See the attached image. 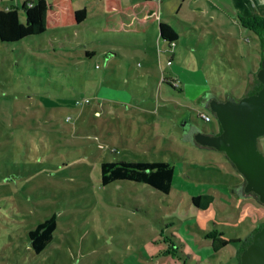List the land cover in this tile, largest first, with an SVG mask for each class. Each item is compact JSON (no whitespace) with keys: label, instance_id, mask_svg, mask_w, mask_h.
<instances>
[{"label":"rangeland","instance_id":"obj_1","mask_svg":"<svg viewBox=\"0 0 264 264\" xmlns=\"http://www.w3.org/2000/svg\"><path fill=\"white\" fill-rule=\"evenodd\" d=\"M260 1L252 18L264 16ZM18 2L0 7L14 4L26 23ZM74 2L88 11L82 25L0 42V264H239L264 205L226 154L195 135L221 128L213 100L262 88L259 36L231 17L185 32L172 20L170 49L156 30L104 33L102 1ZM41 130L43 149L32 133ZM131 160L174 166L171 193L102 185L103 163ZM201 194L215 197L207 210L193 204ZM53 216L54 239L36 254L29 233ZM209 232L244 244L215 251Z\"/></svg>","mask_w":264,"mask_h":264},{"label":"trees","instance_id":"obj_2","mask_svg":"<svg viewBox=\"0 0 264 264\" xmlns=\"http://www.w3.org/2000/svg\"><path fill=\"white\" fill-rule=\"evenodd\" d=\"M22 10L27 19L26 23L21 21L18 7H0V42L15 43L48 31L77 27L85 23L88 18L87 9L77 8L74 0H26ZM103 11L105 23L102 31L104 33L143 36L153 30L160 20L157 0H141L130 6H124L123 0H103ZM241 24L244 28L252 29L264 45V17L241 18ZM159 38L161 43L167 44L171 49L172 45L178 42L179 36L170 24L160 22ZM87 55L91 53L87 52ZM166 81L164 79V82ZM169 85L174 87L172 84ZM32 133L38 136V146L43 149L41 148L43 130ZM101 168L103 186L118 181H131L148 185L161 193L170 194L175 179L174 166L166 162L151 163L132 160L105 162ZM214 200L213 195L201 194L193 197V204L200 209L207 210ZM263 226L264 215L261 214L260 223L255 230L258 231ZM56 229L57 218L53 216L41 222L35 230L29 233L31 247L36 254H41L51 244ZM205 236L212 240V247L215 251H220L232 243L244 244L241 239H226L223 234L209 232Z\"/></svg>","mask_w":264,"mask_h":264},{"label":"water","instance_id":"obj_3","mask_svg":"<svg viewBox=\"0 0 264 264\" xmlns=\"http://www.w3.org/2000/svg\"><path fill=\"white\" fill-rule=\"evenodd\" d=\"M260 91L238 101L213 100L210 110L220 123L219 134L197 133L202 147L224 152L246 181V192L255 193L264 205V153L259 140L264 137V64L258 71ZM239 264H264V226L254 235Z\"/></svg>","mask_w":264,"mask_h":264},{"label":"crops","instance_id":"obj_4","mask_svg":"<svg viewBox=\"0 0 264 264\" xmlns=\"http://www.w3.org/2000/svg\"><path fill=\"white\" fill-rule=\"evenodd\" d=\"M11 1L13 2L14 0ZM15 1H17V5H18L19 0H15ZM101 1L103 3V0ZM139 1L141 0H130L129 2H127V4H125L126 1L123 0V4L124 6H130ZM157 1L159 2L160 20L159 23L155 25L152 31L156 30V33H158L157 38L159 44L161 43L159 38L160 22H166L171 25L172 20H174V22L177 21L176 25L180 27L181 30L184 32H185V27H184L185 23H189V25H195V23H198L201 27L206 25V26H215L217 29H222V27H224L225 24H227V21H229L228 20L229 17L232 18L233 23L235 21V23L237 22L239 25V23L241 24L240 15H243L242 17L244 19L252 18V16L248 14L250 12V9L248 8L252 6L251 8H253L254 10L256 9L260 10L262 5V2L260 0H157ZM252 1L254 5L252 4ZM8 6H14V4H7L6 7ZM256 17H264V16H256ZM171 26L173 27V25ZM235 178H237V181L239 182L238 186L239 187L242 186L243 185L242 183H244L242 177L240 178L235 177Z\"/></svg>","mask_w":264,"mask_h":264},{"label":"flooded vegetation","instance_id":"obj_5","mask_svg":"<svg viewBox=\"0 0 264 264\" xmlns=\"http://www.w3.org/2000/svg\"><path fill=\"white\" fill-rule=\"evenodd\" d=\"M263 64H264V45H262V51H261V65L259 66V70L262 68V66H263ZM258 70V71H259ZM253 95V94H252ZM248 96V95H247ZM243 97H245V96H242V97H240L239 99H237V98H231V99H229V98H227L226 100H221V101H228V100H235V101H238V100H240L241 98H243ZM220 131H221V128L218 130V131H216V132H213V134H219L220 133Z\"/></svg>","mask_w":264,"mask_h":264},{"label":"built area","instance_id":"obj_6","mask_svg":"<svg viewBox=\"0 0 264 264\" xmlns=\"http://www.w3.org/2000/svg\"><path fill=\"white\" fill-rule=\"evenodd\" d=\"M79 103V102H78ZM202 117L205 119V121L210 122L212 121V117L208 114H202Z\"/></svg>","mask_w":264,"mask_h":264}]
</instances>
